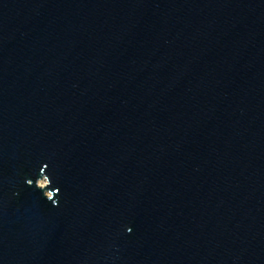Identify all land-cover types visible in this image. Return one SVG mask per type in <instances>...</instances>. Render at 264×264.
I'll return each mask as SVG.
<instances>
[{"label": "water", "instance_id": "obj_1", "mask_svg": "<svg viewBox=\"0 0 264 264\" xmlns=\"http://www.w3.org/2000/svg\"><path fill=\"white\" fill-rule=\"evenodd\" d=\"M0 264H264V0H0Z\"/></svg>", "mask_w": 264, "mask_h": 264}]
</instances>
